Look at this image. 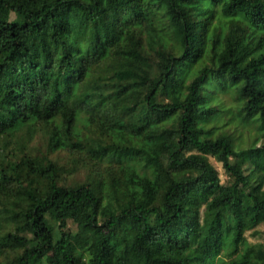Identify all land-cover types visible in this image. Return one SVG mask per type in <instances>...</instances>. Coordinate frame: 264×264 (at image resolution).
Instances as JSON below:
<instances>
[{
	"label": "trees",
	"instance_id": "trees-1",
	"mask_svg": "<svg viewBox=\"0 0 264 264\" xmlns=\"http://www.w3.org/2000/svg\"><path fill=\"white\" fill-rule=\"evenodd\" d=\"M0 264H264V0H0Z\"/></svg>",
	"mask_w": 264,
	"mask_h": 264
},
{
	"label": "rangeland",
	"instance_id": "rangeland-1",
	"mask_svg": "<svg viewBox=\"0 0 264 264\" xmlns=\"http://www.w3.org/2000/svg\"><path fill=\"white\" fill-rule=\"evenodd\" d=\"M138 94H140V91H138L137 89L131 88L130 93L127 94L125 96V98L126 99H132L133 97L137 96ZM116 101H117L116 99H107L105 102H99L97 100H93L92 99L90 101H81V102H78V103L81 104V108H82V110L84 112L92 111V112L96 113V116L97 115H99V116L102 115V116H105V117H111L114 114V112H115ZM122 154H123L122 152H118L116 154H113V159H115V162H116V163H113V164L118 165L117 163H118L119 158H120V156ZM54 156H56L58 158H61L63 160H66V158H68V154H67L66 150H61V151L54 152ZM213 161L215 163L216 168L219 171L220 180L222 182H226L227 181V176L224 173V169H223L221 163L216 162L214 159H213ZM248 237H249V240H251V241L262 239V237H260V236L256 237V236L250 234L249 232H248ZM10 250H8V251H10Z\"/></svg>",
	"mask_w": 264,
	"mask_h": 264
}]
</instances>
